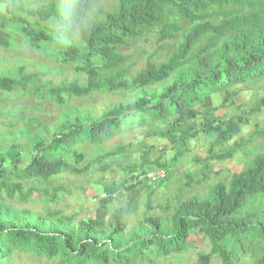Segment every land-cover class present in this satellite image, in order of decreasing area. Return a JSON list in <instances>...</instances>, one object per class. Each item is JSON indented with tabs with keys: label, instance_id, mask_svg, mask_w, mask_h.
<instances>
[{
	"label": "trees",
	"instance_id": "obj_1",
	"mask_svg": "<svg viewBox=\"0 0 264 264\" xmlns=\"http://www.w3.org/2000/svg\"><path fill=\"white\" fill-rule=\"evenodd\" d=\"M0 4L5 9L0 13V48L9 46L4 32L8 24L30 47L86 78L84 85L39 88L32 76H23L18 70V80L0 77V93L32 89L56 104L62 102V95L85 98L94 93H140L137 99L106 111L97 120H87V115L74 124L66 120L47 144L36 139L29 145L31 155L24 166L19 147L5 148L0 152V197L26 204L36 190L25 189V182H47L63 172L85 173L90 165L108 158L97 157L76 170L65 162L74 146L101 145L147 124L172 119L165 130L155 134L174 148L171 165L182 157L186 141L198 134L210 139L206 157L210 160H226L234 149L251 142L240 140L227 152H219L240 135L241 123L237 119L218 123L211 97L264 77V0H118L115 12L104 17L95 15L98 0H0ZM52 20L57 29L42 26ZM153 34L158 42L177 38L175 52L158 65L147 62L143 70L127 78L130 67L125 66L127 59L117 48ZM155 85H162V90L150 95L147 90ZM263 107L264 99L251 114ZM197 117L200 124L196 131L190 124ZM255 134L264 138V129ZM117 155L120 152L112 154ZM75 161L78 165L83 157L77 155ZM133 180L132 176L129 182ZM122 188L106 191L93 218L76 226L65 217H42L0 207V263L19 252L49 261L57 259V264H136L147 254H179L188 247L189 236L197 234L209 244V252L200 256L197 264H209L213 258L229 264V251L223 245L227 239L248 240L258 249L255 264H264V222L254 215L235 217L250 198L264 193V152L231 174L227 184H215L210 200L168 205L165 211L171 210V226L147 217V200L145 226L133 232L127 242L121 235L128 209H119L106 219L113 193Z\"/></svg>",
	"mask_w": 264,
	"mask_h": 264
},
{
	"label": "rangeland",
	"instance_id": "obj_2",
	"mask_svg": "<svg viewBox=\"0 0 264 264\" xmlns=\"http://www.w3.org/2000/svg\"><path fill=\"white\" fill-rule=\"evenodd\" d=\"M117 2L118 0H98L95 15L104 17L115 12ZM4 12V6L0 4V13ZM22 17L27 18L29 22L32 21L26 15ZM89 22L90 20L84 23ZM42 26H45V29L58 28L53 20ZM4 32L9 37V46L0 48V77L18 80L17 72L21 70L23 76H32L39 88L44 86L59 88L72 83L78 85L86 83L85 76L73 72L71 66L61 64L55 58L30 47L17 29L5 24ZM78 39L76 35L77 43ZM177 40L176 38L158 42L156 35L153 34L144 39L131 41L127 46L118 47V52L127 59L125 66L130 67L127 78H133L144 69L147 62L155 65L165 62L175 52ZM161 90L162 85H155L147 91L150 95H158ZM139 96L138 91L94 93L85 98L62 95V102L56 104L40 93L36 94L32 89L29 92L16 90L12 93H0V152L11 146L19 147L24 166L31 155L28 152L29 145L36 139L47 144L66 120L74 124L85 115L87 120H97L106 111L125 105ZM262 99L264 77L211 97L212 106L216 109L214 116L218 123L229 119H237L241 123L240 135L234 137L219 152H227L240 140L251 141L234 149L232 156L226 160L207 159L210 139L198 134L186 141L182 149L183 155L177 163L169 164L174 155V148L166 141L158 139L155 134L165 130L171 119L135 128L101 145L82 143L74 146L65 157V162L71 167L74 166L76 170L86 167L97 157L108 158L102 160L100 164L90 165V171L85 173L63 172L47 182L36 180L25 182L22 184L25 189L32 187L36 190L28 202L23 204L1 196L0 207L8 208L11 212L26 211L42 217L46 214L54 215L56 218L65 217L69 219L71 225L76 226L80 221L93 218L98 200L104 198L102 196L107 194L106 191L121 186L123 187L121 190L113 193V201L108 207L106 219L115 215L119 209H128L124 220L125 228L121 235L123 241L139 230L141 225L145 226L143 215L147 200L150 206L147 217L167 221L171 226V210L165 211L168 205H174L177 201L210 200L215 184H227L231 174L249 166L254 157L264 152V138L255 134L257 129H264V107L258 113L251 114ZM83 123L86 124V120ZM199 124L200 117H197L190 125L197 131ZM117 152H120V155L112 156ZM77 155H81L83 161L75 165ZM133 169H137V172L130 174L129 171ZM157 169L164 170L165 179L162 181L165 182H149L144 178L147 173ZM132 176L136 180L129 182ZM127 187L128 191L125 190ZM263 210L264 193L250 198L235 217L254 215L264 222ZM223 245L229 251V264L256 263L258 249L248 240L235 242L227 239ZM208 252L209 244L205 238L193 234L188 238V247L179 254L167 257L147 254L142 259L138 258L136 264H197L199 257L207 255ZM0 264H57V259L49 261L36 258L30 253L14 252L9 260ZM209 264L221 262L213 258Z\"/></svg>",
	"mask_w": 264,
	"mask_h": 264
},
{
	"label": "built area",
	"instance_id": "obj_3",
	"mask_svg": "<svg viewBox=\"0 0 264 264\" xmlns=\"http://www.w3.org/2000/svg\"><path fill=\"white\" fill-rule=\"evenodd\" d=\"M144 178L149 181V182H154V181H161L163 179H165V173L162 170H156L150 173H147ZM101 196V195H100ZM102 197H105L102 196Z\"/></svg>",
	"mask_w": 264,
	"mask_h": 264
}]
</instances>
